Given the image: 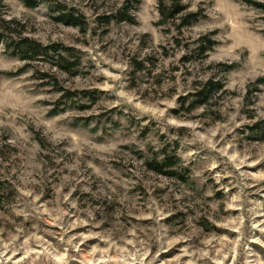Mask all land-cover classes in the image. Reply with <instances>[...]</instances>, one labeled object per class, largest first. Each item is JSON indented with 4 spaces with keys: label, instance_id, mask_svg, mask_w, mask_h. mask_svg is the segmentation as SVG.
Wrapping results in <instances>:
<instances>
[{
    "label": "rangeland",
    "instance_id": "1",
    "mask_svg": "<svg viewBox=\"0 0 264 264\" xmlns=\"http://www.w3.org/2000/svg\"><path fill=\"white\" fill-rule=\"evenodd\" d=\"M159 1L0 0V264H264V0H183L188 28Z\"/></svg>",
    "mask_w": 264,
    "mask_h": 264
},
{
    "label": "trees",
    "instance_id": "2",
    "mask_svg": "<svg viewBox=\"0 0 264 264\" xmlns=\"http://www.w3.org/2000/svg\"><path fill=\"white\" fill-rule=\"evenodd\" d=\"M24 4L28 8H37L40 4V1L43 0H23ZM140 5V0H126L125 6L119 12L120 22L126 23H135V16L132 10L138 9ZM158 12L160 15V23L165 25L169 20L172 19H180V28H188L196 24L201 19V13L199 12H187V6L183 4V0H168L164 2L163 0L159 1ZM56 20L64 25L71 27H80L81 22L80 19L71 15V14H61L56 18ZM6 40V36L0 32V45L3 44ZM200 51L203 54L212 51L216 45L215 42L211 41L208 38H204L200 41ZM11 47V55L18 57L19 59L26 62H33L39 56H48L49 53H53L54 58L56 60L55 64L59 67H62L65 71H70L71 67L74 64H71L65 57L61 55H57L58 46H50L43 47L41 44L32 41L27 38H23L20 40H16L12 42ZM65 51L69 52V49H65ZM57 55V56H56ZM225 72H228L232 67L226 66ZM224 88V85L220 83H214L212 80L207 81L200 92L199 96V105H204L211 98L212 94L216 91H220ZM75 97V94H69L67 96L68 100H72ZM193 107H196L194 104ZM58 112H53V115H56ZM256 128L261 130L264 133V121L260 122L256 125ZM178 164L179 159L175 155H170L168 152L164 151L160 154L159 158L147 160L146 165L148 169L157 174L164 177L175 178L178 177Z\"/></svg>",
    "mask_w": 264,
    "mask_h": 264
}]
</instances>
